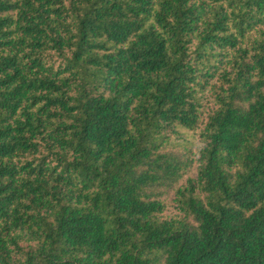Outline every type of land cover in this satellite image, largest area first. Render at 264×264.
Returning <instances> with one entry per match:
<instances>
[{"label":"trees","instance_id":"1","mask_svg":"<svg viewBox=\"0 0 264 264\" xmlns=\"http://www.w3.org/2000/svg\"><path fill=\"white\" fill-rule=\"evenodd\" d=\"M0 264H264V0H0Z\"/></svg>","mask_w":264,"mask_h":264}]
</instances>
